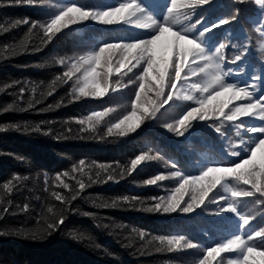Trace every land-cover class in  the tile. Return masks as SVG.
<instances>
[{
	"label": "trees",
	"instance_id": "trees-1",
	"mask_svg": "<svg viewBox=\"0 0 264 264\" xmlns=\"http://www.w3.org/2000/svg\"><path fill=\"white\" fill-rule=\"evenodd\" d=\"M126 2L129 0H32L31 4L27 0H0V207L8 209L0 212V232L5 233L0 235V264H199L209 248L229 240L237 242L239 252L221 253L212 264H229L241 253L248 256L245 264H264V196L242 183L243 173L229 174L244 159H252L251 152L255 154L252 167L264 177V137L260 134L264 132V121L258 117L264 113H258L257 102L250 96L243 101L233 98L230 107L236 108L230 114L236 116L234 121L221 124L196 120L183 135L167 128L218 87L212 82L217 75L226 84L247 88L253 100L264 98V0H209L207 5L182 9L190 16L183 21L184 27L200 21L192 33L181 31L203 50L196 55L204 71L185 69L189 75L181 77L183 87L178 85L177 95L171 100L167 94L158 99L159 89L149 78L142 103L156 101L161 106L134 133L122 137L108 135L107 129L133 110L136 93L145 83L138 75L143 76L145 61L151 62L147 55L150 38L157 34L156 26L165 25L171 0H135L141 9L138 15L155 22L151 28L124 22L105 25L89 19L61 29L47 41L40 28L29 34L30 24L12 25L27 18L46 26L71 5L99 13ZM222 19H229V23L219 24ZM212 25L210 31L201 34ZM26 37L28 49L24 51L20 44ZM136 43L141 45L137 55L143 53L140 66L124 69L118 75L116 70L126 63L124 57ZM104 47L114 49L110 61L113 72L109 81L108 73L102 70L100 82H110L112 89L119 87L116 91L110 89L101 98L71 100L68 93L72 81H56L53 85L56 77L67 70L58 63L60 58L96 53ZM181 54L177 48L168 85L175 80ZM209 56L211 61L207 60ZM104 64H109L107 55ZM94 65L93 59L81 75ZM188 83L199 87L189 89ZM50 86L53 94L47 95ZM168 91L166 86L165 93ZM185 95H192L193 100L182 99ZM109 108L112 110L106 117L93 121L94 131H80L81 127L93 126H81L78 120ZM245 112L251 114L245 116ZM235 136L242 140L240 148L246 155H238V148H231ZM138 155L158 159L146 160L129 172L131 161ZM80 160L85 162L84 172L73 173L72 168L79 166ZM101 163L109 166L101 176L114 178L90 183L88 174L95 177L100 171L95 165ZM209 168L220 171L199 188L189 185L182 208L193 198L198 201L204 187L218 179L220 183L203 205L194 206L189 213L149 211L160 196L169 195L182 180L169 178L148 185V179L157 174L171 177L178 170L181 177L195 180ZM64 172L70 176H63ZM56 175L77 190V179L88 186L78 190L75 200L63 205L51 192L69 196L71 188H56ZM16 176L27 179L18 181L11 192L5 191L3 184ZM261 187L264 191V182ZM125 198L129 203L123 202ZM113 201L117 207L105 206ZM24 205H28L27 211L22 210ZM48 207L53 213L47 212ZM60 214L64 222L46 230V222ZM141 232L145 233L143 239ZM31 233L36 234L35 240L30 238ZM160 236L183 237L184 243L197 247L189 249L182 243L170 249L160 243Z\"/></svg>",
	"mask_w": 264,
	"mask_h": 264
},
{
	"label": "snow or ice",
	"instance_id": "snow-or-ice-1",
	"mask_svg": "<svg viewBox=\"0 0 264 264\" xmlns=\"http://www.w3.org/2000/svg\"><path fill=\"white\" fill-rule=\"evenodd\" d=\"M19 3H25V0H18ZM28 4L32 3V0H27ZM209 0H171V7L169 8V15L165 18L164 26H156L158 28L157 34L154 35V38H150V49L147 53L150 63L145 61L146 68L143 69V76H139L138 78L144 80L145 83L142 84L135 97V103L132 105L133 110L130 114L126 115L123 119L114 123L110 128L107 129L108 135L118 134L119 136H127L129 133H134L138 128H140L141 124L145 121L146 118L155 116L156 112L160 108V104H157L156 101H149L147 105L142 103V100L146 98L145 89L148 87L147 80L151 78L152 82L157 85L158 92L157 98L159 99L161 95L167 94V99L171 100L173 97L177 95L178 85L183 87V81L181 79L182 76L188 77L189 72H185V69H189L191 72L195 73L197 70L204 71L200 66V62L197 58L196 52H202L203 50L200 48V45L196 43L193 39L186 38L183 33H192L193 29L200 24V21H196L192 27H184L183 21L189 19L188 12L182 11V9H193L197 5H207ZM239 11V10H237ZM141 12V9L137 6L135 0H129L126 3H120L119 6L113 7L104 12H92L84 10L81 7L76 5H71L66 7L63 11L56 15L55 18L51 19L49 23L45 26L43 23H34L29 19L25 18L22 21L16 20L15 24L12 25L13 28L17 27L21 23L24 25H29L28 33L30 34L32 29L40 28L43 30V35L47 38V41H51L53 35L59 33L61 29H67L69 25H75L80 21H87L89 19H93L100 24L105 25H114L124 23H133L138 28H151L155 22L148 17H142L138 14ZM231 18V17H230ZM234 19V18H231ZM143 21H149L150 23H144ZM229 23V19H222L219 21V24H227ZM202 30L201 34L206 31H210L212 27ZM177 30H173V28ZM182 29V31H181ZM45 41V42H47ZM20 48L24 51H27V37L24 41H21ZM177 48H179L182 54L179 56V64H178V72L175 76V80L171 85L167 84L169 78V72L172 67L173 61L177 58ZM141 49V45L139 43L133 44L128 49V54L125 55L124 61L122 62V67L117 69V74L119 75L124 69L131 70L133 66L139 67L140 60L143 59V53L137 55L138 50ZM38 50V49H37ZM15 53L16 49L12 50ZM114 49L111 47L100 48L96 53H85L84 55H80L78 57H69V58H60L58 63L60 65H64L67 67V70L63 71L62 76H57L56 80L53 81V85L56 81H61L63 83H67L68 81H72L71 91L68 93V96L71 100H80L83 97H93V98H101L106 96L109 93V90L112 89L110 82L101 83L100 76L102 74V70L108 73V80L110 81V76L113 72L111 66V58ZM107 55L109 60V64L105 66L104 60ZM95 60V65L91 67L88 71L84 72L81 75V72L85 65H87L91 60ZM239 59V57H237ZM207 60L211 61L212 57H207ZM195 65L196 67H193ZM208 67H214V65L209 64ZM183 74V75H182ZM75 78V79H73ZM213 83L217 84V88L212 89V93L206 95L205 97L198 99L196 101V107H193L190 111H188L182 119L178 120L175 124H168L167 128L170 131L175 132L177 135H183L185 131L189 128L193 121H221V124L225 121H234L236 120V116L230 113L234 112L235 107H230L234 104L233 98L235 101H243L245 97L251 98L252 101L257 102L258 105V113H264V98L253 100L252 93L245 87H237L235 84L224 82V78L217 75L212 80ZM169 88V91L165 93V87ZM187 87L189 89L199 87V85H195L194 83H188ZM116 89H112L116 91ZM23 92V90H21ZM207 91V90H206ZM52 86L49 87V91L47 95H52ZM184 100L191 101L193 100L192 95H185L182 97ZM59 105H57L58 107ZM51 107V106H50ZM112 109H107L104 112H97L93 115H88L86 118L80 119L77 121L81 126L84 125H92V128L81 127L80 131L88 132L90 130L94 131L93 121L99 122L102 118L106 117ZM250 112H245L244 115H250ZM259 119L264 121V115H258ZM37 131L39 129H36ZM219 131V128L217 129ZM261 137H264V132H261ZM239 136V131L237 132ZM261 138H259L260 140ZM258 140V142H259ZM252 159H244L243 163H238L236 167L229 170V174H241L240 176L242 183L251 185L254 190L260 195L264 196V191H262V182H264V177H261L260 173L255 171L252 167L255 161V154L250 152ZM158 157L149 156V155H138L131 161V166L129 172L136 170L139 165H141L146 160H155ZM175 168V165H172ZM95 168L100 171L96 172L95 177H93L90 173L88 174V180L90 183L97 182H107V180H112L113 175H107V177L101 176V171L107 172L109 166L105 164H96ZM85 162L84 160H80L79 166L73 167L72 172L75 173L80 171L84 172ZM220 170L209 168L207 171H204L203 174L195 180L187 179L181 177V174L178 170H175L172 173L171 177L165 176L163 174H157L154 178L148 179V185H156L160 181H164L169 178H173L176 181H181L178 183V187H175L172 192L167 196H160L154 206L149 209V211L156 213H176L178 210H182L185 213L192 212L195 208L200 207L204 204L205 200L212 193L213 189L216 187L220 181L217 179L211 185L205 186L204 190L200 192L199 200L197 201L193 198L191 204H188L187 207H183L185 196L188 194L189 185L195 184L198 188L201 187L204 181H206L209 177H213L214 175H218ZM63 176H70V173L64 172ZM123 175V173H121ZM26 180L27 177L16 176L13 179H10L8 182L3 184V189L7 192H11L13 188L16 187V183L20 180ZM47 184V181L45 182ZM76 185L78 186L79 191H83L88 184H86L83 180L77 179ZM55 187L70 189L71 194L69 196L63 195L61 192L52 191L51 195L55 198V200L60 201L61 204L67 205L70 201H73L79 195V191L76 187H73L66 183L61 175L55 176ZM49 189L46 187L45 191ZM244 195L250 196L251 192H245ZM233 195H241V193H233ZM124 203H129L128 198H125ZM106 207H117V202L113 201L110 205H105ZM28 205H24L22 210L27 211ZM8 209L6 207H0V212H7ZM225 211H232V209H225ZM48 213H53V208H47ZM64 222V217L62 214L55 216V218L49 220L45 224L46 230H52L57 228L60 224ZM5 233L0 232V235H4ZM10 235L16 234L19 235L21 233H9ZM26 235H29L25 233ZM140 238L143 239L145 233L141 232ZM30 238L35 240L36 234L31 233ZM161 244H167L169 248L171 247H179L184 244L187 248H195L196 244L191 242L184 243L183 237L176 238H166L163 236L158 237ZM239 252V248L237 242L235 240L226 241L223 244H220L215 247H211L206 251V254L203 256V259L200 260L199 264H212V260L218 257L221 253H233ZM241 253V252H240ZM248 259V256L244 253H241V257L239 259L230 261L229 264H245V261Z\"/></svg>",
	"mask_w": 264,
	"mask_h": 264
},
{
	"label": "rangeland",
	"instance_id": "rangeland-1",
	"mask_svg": "<svg viewBox=\"0 0 264 264\" xmlns=\"http://www.w3.org/2000/svg\"><path fill=\"white\" fill-rule=\"evenodd\" d=\"M232 143H233V145L231 148L232 149L238 148V150H239L238 155H242V156L246 155L245 151L242 148H240L242 145V140L240 138H238V136H235L233 138Z\"/></svg>",
	"mask_w": 264,
	"mask_h": 264
}]
</instances>
